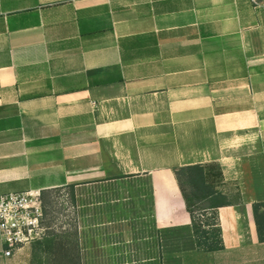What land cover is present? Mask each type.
Instances as JSON below:
<instances>
[{"label":"crops","instance_id":"0c3cea01","mask_svg":"<svg viewBox=\"0 0 264 264\" xmlns=\"http://www.w3.org/2000/svg\"><path fill=\"white\" fill-rule=\"evenodd\" d=\"M212 163L241 204L189 251L175 170ZM31 190L64 194L82 264H264V9L0 0V194Z\"/></svg>","mask_w":264,"mask_h":264},{"label":"trees","instance_id":"16d2710c","mask_svg":"<svg viewBox=\"0 0 264 264\" xmlns=\"http://www.w3.org/2000/svg\"><path fill=\"white\" fill-rule=\"evenodd\" d=\"M175 176L191 217V225L187 228L190 242L186 245V250L203 253L224 250L218 211L222 207L241 204L239 193H237V198H230L225 192L226 183L223 173L216 163L179 167L175 170ZM48 193L50 192L42 193L46 236L31 245L30 264H55L56 259L53 260L55 251H63L61 253L66 251L65 243L58 242L61 235H58L52 226L55 217L48 210ZM253 213L258 239L264 243V202L255 203ZM184 230L186 229L174 228L170 231L177 232L179 235ZM75 231L76 245L79 247L76 225ZM62 239H65V236ZM185 239L187 242V238L183 237V240ZM72 261L73 264H82L81 254L79 253L78 257Z\"/></svg>","mask_w":264,"mask_h":264},{"label":"built area","instance_id":"2783aa9c","mask_svg":"<svg viewBox=\"0 0 264 264\" xmlns=\"http://www.w3.org/2000/svg\"><path fill=\"white\" fill-rule=\"evenodd\" d=\"M264 9V0H249ZM42 193L31 190L0 194V254L6 260L29 248L46 236Z\"/></svg>","mask_w":264,"mask_h":264},{"label":"rangeland","instance_id":"374dc122","mask_svg":"<svg viewBox=\"0 0 264 264\" xmlns=\"http://www.w3.org/2000/svg\"><path fill=\"white\" fill-rule=\"evenodd\" d=\"M47 206L50 214L55 217L53 222V228L58 235H61V238L58 242H64L66 245V251H55V256L53 257L55 264H73V259L78 257V254H81L80 246L76 245V231L74 225L73 215L66 208L64 194L61 192H50L47 194ZM65 236V239H62ZM27 248L25 253L20 256H16L15 260H5L0 257V264H30V252L31 248Z\"/></svg>","mask_w":264,"mask_h":264}]
</instances>
